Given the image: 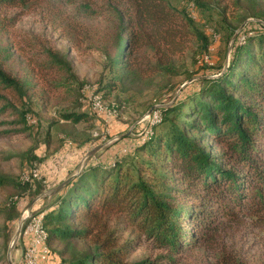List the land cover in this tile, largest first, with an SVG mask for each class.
Here are the masks:
<instances>
[{
  "label": "trees",
  "instance_id": "obj_1",
  "mask_svg": "<svg viewBox=\"0 0 264 264\" xmlns=\"http://www.w3.org/2000/svg\"><path fill=\"white\" fill-rule=\"evenodd\" d=\"M45 2L0 0V115L10 113L24 121L32 96L44 106L49 90L69 87L65 73L71 63L65 56L44 48L38 38L33 41L34 36H22L31 51L26 54L15 39L13 26L21 10ZM72 2L75 10H51L49 19L73 45L104 53L105 73L95 87L102 98L113 96L117 102L120 92L149 88L154 77L175 74L176 55L194 38L199 54L208 53V39L170 0ZM13 8L18 11L6 12ZM260 9H246L239 26L247 17L254 20L244 24L228 52L239 26L229 29L223 61L215 71L197 75L196 86L187 95L160 106L161 119L131 145L128 158L91 156L51 197L42 209L41 226L50 254L53 242L61 245L56 264H186L196 259L200 264H248L234 238L239 229L264 227V11ZM220 15L226 20L225 12ZM15 54L24 59L21 71L12 68ZM83 116L70 112L61 118L78 122ZM161 123L166 129L156 133ZM99 143L95 140L86 150ZM74 144L80 147L87 141ZM73 165L63 167L67 176ZM46 189L48 185H42L33 197ZM17 197L11 195L7 202H18ZM77 240L83 248L71 250ZM141 248L149 254L133 259V252Z\"/></svg>",
  "mask_w": 264,
  "mask_h": 264
},
{
  "label": "rangeland",
  "instance_id": "obj_2",
  "mask_svg": "<svg viewBox=\"0 0 264 264\" xmlns=\"http://www.w3.org/2000/svg\"><path fill=\"white\" fill-rule=\"evenodd\" d=\"M46 1L44 5L29 6L21 10L22 12L13 26L15 39L24 47L26 54L30 55L31 51L23 44L22 36H34L36 38H33V41L38 38L40 45H44V48L53 49L65 56L71 63V69L65 73V76L68 77L66 81L69 87L66 89V86H63L53 91L49 90L47 92L49 98L44 106L37 101L35 96H32L28 104L30 110L24 121L14 114L0 115V176L4 177V184L0 186V264H8L7 251L26 205L39 195L33 197L36 190L42 185H48L43 168L53 161L51 159L54 156L63 151L68 157L72 150L71 147L77 148L74 142L87 141V144L84 145L89 148L95 140L103 143V137L111 139L115 135L129 131L125 139L114 140L91 155L100 156L99 158L104 156L128 158L131 145L151 132L152 126L149 123V129L146 130L147 120L145 117L149 116L146 115L148 110L155 107V111L158 112L160 106L168 105L175 98L187 95L196 86L193 82L195 79L184 84L188 80L187 75L197 76L202 73H212L218 68L223 61L228 31L231 27L239 26L240 19L247 12L246 9L255 6L256 8L261 7L260 10L264 11V0H240L237 3L232 0H201L205 5H199L194 0H170L172 5L182 8L188 13L195 26L208 39V53L204 57L199 54L201 51L194 38L185 51L176 55L175 74L165 78L154 77L149 88L142 87L120 92L116 102L113 96L102 98V93L95 91L98 80L105 73L104 53L89 46L73 45L61 34L58 24L49 19L51 10L58 8L69 12L75 10L76 2H72L75 0ZM15 11L18 9L13 8L6 12L13 13ZM220 11L225 12L226 20H223ZM245 20L247 23L254 18L247 17ZM23 64H25L24 59L15 54L12 59V68L21 71L24 67ZM204 64H207V67L203 66ZM215 75L208 74L210 77ZM88 87H93V92L98 95L99 102L105 109L100 111H104L108 117L96 113L92 109L85 98ZM70 112L84 116L78 122L61 118L62 114ZM165 129V124L161 123L155 130L156 133H160ZM72 138H75V141L69 144L68 141H71ZM68 164L71 165L72 162ZM36 165L39 168L40 179H30L33 181L30 185L22 183L24 174ZM49 165L48 167H50ZM50 174L48 178L54 183L53 176ZM14 194L18 196L14 199L20 200L15 201L16 203L7 202L8 198ZM52 196L44 195L36 200L38 201L36 207H40L36 210H40V213L43 212V216L42 209L49 204ZM17 203L20 204L18 208H16ZM31 223L32 220H24L23 228H30L28 226ZM234 241L235 247L239 248L238 250L246 258L248 264H264V227L239 229ZM73 246L75 250H80L84 244L77 240L73 242V245L71 244V250ZM24 247L23 235L20 231L10 250L12 264H24L22 259ZM59 247L61 245L58 242H53L50 254L45 242L40 243V248L45 250L49 256L45 264H56L59 261ZM71 250L65 254L66 257L69 256ZM148 254L146 249L141 248L133 252L132 258H141ZM205 263L209 264L208 261ZM186 264L200 263L196 259V261Z\"/></svg>",
  "mask_w": 264,
  "mask_h": 264
},
{
  "label": "built area",
  "instance_id": "obj_3",
  "mask_svg": "<svg viewBox=\"0 0 264 264\" xmlns=\"http://www.w3.org/2000/svg\"><path fill=\"white\" fill-rule=\"evenodd\" d=\"M85 98L88 100L92 109L96 111V113L103 114L105 117L108 115L105 112L100 111V105L97 104V98L93 95V87H88V90L85 92ZM151 118H161V116L155 115V108L152 110L149 116H146L147 127L149 119ZM107 121V119H106ZM145 130V131H146ZM104 142L109 143L110 138H102ZM30 179H40V173L38 166H33V168L24 174V178L22 181H30ZM40 213V210H31L27 212L24 210L22 217H25L24 220H32V227L23 228V223L21 227L23 238H28L23 251V262L24 264H40L41 262H46L49 259L48 253L45 250L40 248V237L41 231L37 228V216Z\"/></svg>",
  "mask_w": 264,
  "mask_h": 264
},
{
  "label": "water",
  "instance_id": "obj_4",
  "mask_svg": "<svg viewBox=\"0 0 264 264\" xmlns=\"http://www.w3.org/2000/svg\"><path fill=\"white\" fill-rule=\"evenodd\" d=\"M246 21H247V20H245V21H244V22L238 27V29L234 32V34H233L232 37L230 38V43L228 44V52H229V50H230V48H231L232 42H233V41L235 40V38L237 37L239 31L242 29V27L244 26V24L246 23ZM259 21H261V20H259ZM261 22H262V21H261ZM227 59H228V53H227V57H226V60H225L224 66H225L226 63H227ZM197 77H199V76H192V77H190L186 82H184V84H186L187 82L192 81L193 79H195V78H197ZM184 84H183V85H184ZM154 108H155V107H151V108L148 110V112H147L146 115H150L151 111H152ZM128 134H129V131L124 132V133H120V134H118V135H115V136H113V137L111 138L110 142H113L114 140H117V139H119V138H121V137H123V136H126V135H128ZM110 142H109V143H110ZM109 143L103 142V143H100V144H98L97 146H95V147L89 149V150L85 153V155L82 157V159L79 161V163L77 164V166H76V168H75V170H74L73 173H71L69 176H67L66 178H64L61 182H59V183L56 184L55 186H53V187H51V188L45 190L43 193L37 195L34 199H32V200L26 205V207H25L24 210H26L27 212H30V209H31L32 204H33L36 200H38L40 197H42V196H44V195L52 196V195H54L55 193H57L58 191H60V190H61V189H62V188H63V187H64V186H65V185L71 180V178H72L75 174H77V173L83 168V166L86 164V162L89 160V158L91 157V155H92L96 150L102 148L103 146H105V145H107V144H109ZM24 219H25V217H22V218H21V220H20V222H19V224H18V226H17V229H16V231H15V234H14V236H13V238H12V240H11V243H10V245H9V248H8V251H7V260H8V264H12L11 259H10V250H11V248L14 246V244H15V242H16V240H17V237H18L19 234H20L21 227H22V223H23Z\"/></svg>",
  "mask_w": 264,
  "mask_h": 264
},
{
  "label": "crops",
  "instance_id": "obj_5",
  "mask_svg": "<svg viewBox=\"0 0 264 264\" xmlns=\"http://www.w3.org/2000/svg\"><path fill=\"white\" fill-rule=\"evenodd\" d=\"M85 145L83 147H77V148L71 147L72 150H71V153L69 154L68 157H66L65 153H63V151H62L61 153H59L56 156H54L53 159H51V160H53L52 162H49V163L47 162L48 165L50 164L49 165L50 167H48V165H46L43 168V172L46 175V178L48 180V189H49V186L53 184L51 182V179L48 178L49 173H51L50 175L53 176L52 177L53 178L52 180H54L55 182H57V181H59L61 179L66 178L67 173H68V171H67L68 169H64L63 167H65L66 165L69 166V164H68L69 162L70 163L72 162L71 165H73V163H74L73 167H71V171L73 173L74 170H75V168H76V166H77V164L82 159L83 155L88 151V150H86L87 147ZM81 152L82 153L84 152V153H83V155L81 157H79L80 154H81ZM37 204H38V201L34 202L32 204V206H31V210H34V209L36 210V209L40 208V207H36ZM27 239L26 238H23L24 244H26ZM40 264H45V262H41Z\"/></svg>",
  "mask_w": 264,
  "mask_h": 264
},
{
  "label": "bare ground",
  "instance_id": "obj_6",
  "mask_svg": "<svg viewBox=\"0 0 264 264\" xmlns=\"http://www.w3.org/2000/svg\"><path fill=\"white\" fill-rule=\"evenodd\" d=\"M93 95L95 96V98H97V104L100 105V110H102L104 107L103 105H101L102 103H100V98L98 97V95L96 93L93 92ZM113 108V107H112ZM105 110V109H103ZM110 111V110H109ZM104 112V111H103ZM159 112V113H158ZM155 111V115L156 116H161L160 115V110L159 111ZM108 113V112H107ZM113 113V112H112ZM161 118H151L149 120V125L153 126L154 124H156ZM149 129V128H148ZM147 129V130H148ZM23 178V177H22ZM42 218H43V212L39 213L37 216V228L40 229L41 231V237H40V242H44V237H45V233L42 229L41 223H42ZM26 223V222H25ZM28 224V223H27ZM26 227V226H25ZM28 227H32V223L28 226Z\"/></svg>",
  "mask_w": 264,
  "mask_h": 264
}]
</instances>
